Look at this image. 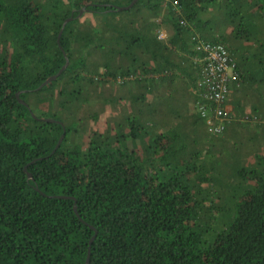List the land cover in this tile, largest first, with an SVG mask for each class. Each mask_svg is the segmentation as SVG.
Returning <instances> with one entry per match:
<instances>
[{"label":"trees","instance_id":"trees-1","mask_svg":"<svg viewBox=\"0 0 264 264\" xmlns=\"http://www.w3.org/2000/svg\"><path fill=\"white\" fill-rule=\"evenodd\" d=\"M133 1L0 0V264H264V0ZM193 31L238 63L232 116L261 123L210 142L197 106L166 122L186 85L199 101ZM108 84L144 104L87 134Z\"/></svg>","mask_w":264,"mask_h":264},{"label":"built area","instance_id":"built-area-1","mask_svg":"<svg viewBox=\"0 0 264 264\" xmlns=\"http://www.w3.org/2000/svg\"><path fill=\"white\" fill-rule=\"evenodd\" d=\"M191 39L200 54L195 59L200 64L196 88L199 101L196 106L200 118L205 122L207 138L222 136L232 123H261L258 118H251L248 114L240 119L232 116L228 98L232 86L240 80V70L225 45L206 41L194 31Z\"/></svg>","mask_w":264,"mask_h":264},{"label":"rangeland","instance_id":"rangeland-1","mask_svg":"<svg viewBox=\"0 0 264 264\" xmlns=\"http://www.w3.org/2000/svg\"><path fill=\"white\" fill-rule=\"evenodd\" d=\"M144 58V57H142ZM142 91L139 88H128V87H119L115 84H108L104 87V94L106 97L114 96L115 98H120L121 101L117 102L115 99L110 98L107 104H103V101H93L91 104L83 111L85 117H89L86 123L87 134L91 133L93 130H104L107 126V121L117 123H123L124 120L131 116L132 113H135L138 110H141L144 103L136 102V99ZM230 98V95H229ZM228 98V99H229ZM148 104V102H147ZM146 107V106H145ZM148 107V106H147ZM145 109V108H144ZM96 114V120H91V117ZM165 120H169L166 118ZM167 122V121H166ZM169 123V122H168ZM109 129V128H108ZM89 135L85 136V141L88 139ZM223 137V136H222ZM216 138L209 139L207 141H213ZM222 215V214H221ZM228 215L218 216L214 222L215 223H224L227 220Z\"/></svg>","mask_w":264,"mask_h":264},{"label":"crops","instance_id":"crops-1","mask_svg":"<svg viewBox=\"0 0 264 264\" xmlns=\"http://www.w3.org/2000/svg\"><path fill=\"white\" fill-rule=\"evenodd\" d=\"M172 34L170 33V31H167L165 29H162L160 31V38L164 41H167L168 38L171 36ZM194 62L195 65H197L199 67V71H200V64H198L196 61H195V58L192 60ZM186 87L188 88V95H187V100L184 104H181L182 106H180L179 103H176V106H175V110L173 111V109H170L169 108V111L167 112L166 114V118H168L169 120H166L167 122H169L170 124L172 123H177L179 122L178 120V116L183 114V115H192L194 113V107L196 108V93H194L193 91V88L190 87L189 85ZM159 93H161V91H159ZM152 101H155L154 99ZM161 103H159V100L156 99V103H152L151 107L153 110H156V109H159V107L161 108ZM176 108L179 110V108H184L183 112H179V111H176ZM173 111V112H172ZM154 112V111H153ZM151 115H154V116H151L152 119H155L156 121H162L163 118L160 116V114H155V113H151ZM156 115V116H155Z\"/></svg>","mask_w":264,"mask_h":264},{"label":"water","instance_id":"water-1","mask_svg":"<svg viewBox=\"0 0 264 264\" xmlns=\"http://www.w3.org/2000/svg\"><path fill=\"white\" fill-rule=\"evenodd\" d=\"M138 1H139V0H134V1H133L128 7L120 8L119 10H120V11L128 10V9L134 7V5H135ZM72 20H73V17L69 18L68 20H66V21L64 22V24H63V26H62V28H61V31H60V33H59V36H58V43H60V39H61V36H62V34H63V31H64L66 25H67L69 22H71ZM68 66H69V60L66 59V64H65V66H64V67L58 72V74L55 75V76H53V77H51V78H49L47 81H45V82L40 86L39 89H42L43 87H45V86L49 85L50 83L56 81V80L61 76V74L67 69ZM65 135H66V133L64 132L63 135L61 136V138H60V140H59V142H58V144H57V146H56L54 152L57 151V150L60 148V146L62 145V143H63V141H64V138H65ZM54 152H53V153H54ZM28 178H29V179H32V176L29 174V175H28ZM75 211L77 212V208H75ZM95 238H96V235L92 238V240H91L90 243H92V242L95 240ZM86 264H90V251H89V256H88V258H87V260H86Z\"/></svg>","mask_w":264,"mask_h":264}]
</instances>
